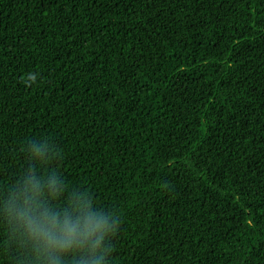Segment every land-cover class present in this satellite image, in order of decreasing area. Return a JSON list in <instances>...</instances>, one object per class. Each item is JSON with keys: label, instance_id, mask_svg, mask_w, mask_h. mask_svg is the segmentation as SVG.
I'll list each match as a JSON object with an SVG mask.
<instances>
[{"label": "trees", "instance_id": "obj_1", "mask_svg": "<svg viewBox=\"0 0 264 264\" xmlns=\"http://www.w3.org/2000/svg\"><path fill=\"white\" fill-rule=\"evenodd\" d=\"M40 138L109 264H264V0H0V190Z\"/></svg>", "mask_w": 264, "mask_h": 264}, {"label": "clouds", "instance_id": "obj_2", "mask_svg": "<svg viewBox=\"0 0 264 264\" xmlns=\"http://www.w3.org/2000/svg\"><path fill=\"white\" fill-rule=\"evenodd\" d=\"M35 81L32 74L26 78ZM25 150L28 167L0 190V221L22 239L32 264H109L120 217L65 182L53 166L61 155L53 142L32 140Z\"/></svg>", "mask_w": 264, "mask_h": 264}]
</instances>
